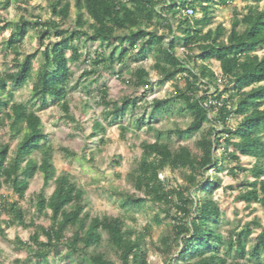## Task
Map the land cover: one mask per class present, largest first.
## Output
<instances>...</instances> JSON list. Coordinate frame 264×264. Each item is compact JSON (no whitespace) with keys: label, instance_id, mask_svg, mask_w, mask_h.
Wrapping results in <instances>:
<instances>
[{"label":"trees","instance_id":"obj_1","mask_svg":"<svg viewBox=\"0 0 264 264\" xmlns=\"http://www.w3.org/2000/svg\"><path fill=\"white\" fill-rule=\"evenodd\" d=\"M12 1L20 5L32 2L6 0L4 5ZM238 1L250 0H75L74 5L53 0L49 20L32 22L21 16L4 22L0 30H10L6 45L15 58L13 71H0V128L7 126L18 144L12 150L0 136V192L7 187L24 200L31 181L40 174L44 188L34 199L35 209L51 220L49 227L36 225L34 220L28 223L19 202L0 194L1 235L5 236L4 226L34 229L28 242L14 241L29 257L17 264H50V257L62 247L70 257L80 259L72 264H117L98 251L105 244L120 264H149L150 228L137 231L124 216H92L87 211L86 190L69 173L57 175L55 150L42 117L27 103L15 101L10 89V84L19 89L34 81L33 103L39 101L43 109L52 99L67 119L75 121L69 100L74 79L70 64L82 63L87 76L117 64L118 77H122L131 60L137 67L128 83L144 88L145 93L157 85L174 83L170 98L151 101V118L180 104L179 112L189 114L192 121L186 129L176 125L174 130L158 133L153 143L142 144L141 159L129 177L143 196L115 192L122 196V206L140 208L149 202L158 208V225L171 221V234L160 239L159 247L168 264H264L261 221L255 218L245 223L226 239L221 226L223 211L214 197L223 187L222 166L234 163L230 173H249L253 179L244 183L239 200L249 208L253 204L264 208V57L258 54L264 50V0H252L255 5L242 11L235 9L229 29L223 24L211 27L217 7ZM188 8L195 11L194 16L184 14ZM31 32L45 49L21 59L20 49ZM46 41L50 43L46 45ZM95 44L99 49L93 55L83 52ZM181 48L185 49L182 55ZM151 56L160 77L157 82L144 66ZM214 60L220 63L221 75L211 67ZM101 96L107 109L105 118L112 119L110 125L137 108L132 98L109 100L107 89ZM146 118L132 121L141 130ZM232 119H236L235 126ZM129 130L121 126L123 135ZM106 131L95 120L92 138ZM195 136L196 151L183 144ZM241 157L255 159L250 170L241 165ZM165 171H182L185 184L170 186L161 177ZM52 186L53 193L47 197L45 189ZM4 215L9 220H3ZM257 230L261 231L256 234Z\"/></svg>","mask_w":264,"mask_h":264},{"label":"rangeland","instance_id":"obj_2","mask_svg":"<svg viewBox=\"0 0 264 264\" xmlns=\"http://www.w3.org/2000/svg\"><path fill=\"white\" fill-rule=\"evenodd\" d=\"M0 27L5 21H17L21 16H25L28 20L35 22L38 19L43 21L52 18L50 4L53 0H32L29 5H20L13 1L8 5H4L6 0H0ZM74 5L75 0H68ZM247 5H255L250 0L238 1L228 7H217L214 10V23L211 26L215 28L219 24H223L226 28L231 27L233 12L235 9L244 10ZM264 3L262 4V6ZM21 6V7H20ZM74 11V10H73ZM74 17V16H73ZM201 18V13H198ZM10 37V30H0V71L7 72L14 70L13 59L15 55L11 54L7 49V41ZM56 38L52 39L55 42ZM50 41H46L48 45ZM36 38V33L31 32L26 38L20 53L23 59L25 55L32 54L38 50L43 51ZM98 44L88 45L84 48V53L94 54L98 50ZM182 55V52L179 51ZM258 54L264 57V50ZM41 61V55L35 63V68ZM155 58H151L144 63L145 68L150 72L153 82L159 80V74L154 70ZM74 73L72 89L69 92V100L71 106V114L75 117V121L65 117L60 107L52 100L48 99L45 108L41 109L39 101H34L33 88L34 81L28 83L25 87L14 89L10 84V89L14 91L15 101L23 102L30 105L33 110L42 117L45 125V131L49 136V142L55 150L54 164L57 168V175L69 173L73 180L83 187L87 192L88 207L87 211L92 216H124L127 224L137 231H144L150 228V236L148 237L149 264H168L165 257L160 253V239L163 236L171 234L170 220H165L162 225L155 222V216L158 208L151 203L144 206L125 208L121 203V195L118 193L127 192L131 195L143 196L134 188L130 180V173L136 170L138 162L142 155V144L145 142L153 143L158 133H166L180 125L182 129H186L192 121L189 114H181L179 112L180 104L171 105L163 113L158 114L152 119L151 101L153 99H167L174 93V83H168L164 86H155L150 93H145L144 88H137L134 84L128 83L131 78L130 74L137 67V63L130 61L124 69L122 77H118L119 66L108 69H101L95 75H86L85 67L82 63L70 64ZM212 69L221 75V67L218 61L211 62ZM181 86L184 83L178 80ZM107 89L109 100L113 102H121L123 98H132L137 103V108L128 113L124 120L112 122L111 118H105L106 107L102 101L101 91ZM143 117L146 118V125L141 129H137L135 122ZM95 120H100L107 128L106 133L100 134L98 137L92 138L93 124ZM231 125H236V119H232ZM127 126L130 130L126 134H122L121 126ZM0 136L4 142L11 145V149L15 150L18 140H12L9 135V128L3 126L0 128ZM197 137L187 138L183 144L191 147L196 151L195 142ZM172 144L177 146L176 140L173 139ZM233 150V149H231ZM242 166L248 170L255 164V159L250 157H241ZM235 164H225L222 166L220 176L223 180V187L215 192L214 197L219 203L223 217L221 219L222 232L226 239L232 231L240 229L245 223L252 222L258 218L264 226V208L259 204H253L247 207L246 203L239 200L243 185L248 180H253L249 173H237L233 175L230 169ZM211 170L209 174H213ZM161 177L168 180L170 186L178 187L184 185V177L182 171H165ZM44 188L43 178L38 174L32 181L30 188L24 200L19 199L11 189L5 187L0 194L5 196L10 202H19L22 209L26 212L28 223L32 220L36 225L49 227L51 220L49 216L37 213L35 209L34 199ZM54 186L45 189L47 197L53 193ZM3 220H9L4 215ZM5 236L0 233V260L2 264H17V260L27 261L28 253L18 249L14 241L20 238L24 242H28L34 232L33 228L26 229L22 226L6 227ZM261 230H257L258 234ZM45 241V237H43ZM100 253H106L117 264H120L114 252L106 247V244L98 250ZM50 264H72L80 261L79 258L70 257L67 249L62 247L56 256L50 257Z\"/></svg>","mask_w":264,"mask_h":264},{"label":"built area","instance_id":"obj_3","mask_svg":"<svg viewBox=\"0 0 264 264\" xmlns=\"http://www.w3.org/2000/svg\"><path fill=\"white\" fill-rule=\"evenodd\" d=\"M184 14L186 16L192 17L195 15V11L192 8H188L184 11ZM180 51L182 52V54L185 52V49L181 48Z\"/></svg>","mask_w":264,"mask_h":264}]
</instances>
